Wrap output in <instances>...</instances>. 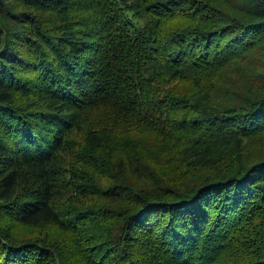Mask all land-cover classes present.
Segmentation results:
<instances>
[{
	"label": "trees",
	"instance_id": "obj_1",
	"mask_svg": "<svg viewBox=\"0 0 264 264\" xmlns=\"http://www.w3.org/2000/svg\"><path fill=\"white\" fill-rule=\"evenodd\" d=\"M0 264H264V0H0Z\"/></svg>",
	"mask_w": 264,
	"mask_h": 264
}]
</instances>
